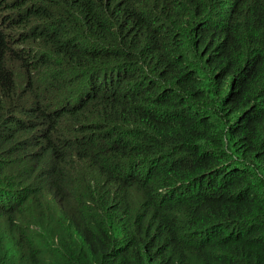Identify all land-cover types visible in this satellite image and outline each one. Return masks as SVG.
Returning a JSON list of instances; mask_svg holds the SVG:
<instances>
[{
  "label": "trees",
  "instance_id": "1",
  "mask_svg": "<svg viewBox=\"0 0 264 264\" xmlns=\"http://www.w3.org/2000/svg\"><path fill=\"white\" fill-rule=\"evenodd\" d=\"M18 2L28 71L0 88L52 130L24 156L7 138L0 216L30 190L29 220L57 223L30 264H264V0Z\"/></svg>",
  "mask_w": 264,
  "mask_h": 264
},
{
  "label": "clouds",
  "instance_id": "2",
  "mask_svg": "<svg viewBox=\"0 0 264 264\" xmlns=\"http://www.w3.org/2000/svg\"><path fill=\"white\" fill-rule=\"evenodd\" d=\"M24 14L25 12L20 10L18 0H0V32L4 40L3 50L0 52V70L5 69L6 72L14 71L13 78L22 76L28 71V64L25 58L11 51L7 46V35L9 33H13L15 36L25 33L24 29H19L17 31L14 29V26L20 22ZM29 49L40 51L36 41H31L29 43ZM50 69L61 74H66L67 77L71 76V73L63 67L59 69ZM69 86H76L77 88L85 87L82 78L73 80ZM14 87H16V93H14L13 90H4L0 88V120L4 117V121L7 125L13 126V123L20 122L28 124L31 129L29 131H22L25 127L24 125L14 130L10 128L2 129L0 131V153L2 154L9 150L6 144L7 138L16 134L18 138L12 143V151L17 155L24 156L32 151L33 148L36 150L44 148V146L49 143L48 136L52 129L48 123L39 117L38 111L41 105L37 101L35 94L24 86L14 85ZM32 110V114L29 115ZM46 112L50 113L47 110ZM110 149H113V144ZM47 153L49 159H51L52 151H48ZM3 157H5L4 154ZM5 162L8 163V161ZM9 170L10 166L4 169L5 172ZM10 192L17 194L16 200L18 203L25 202V204H18L11 208V213L0 216V231H8L10 229L14 233L18 232L20 236L28 235L27 229L30 228V226L27 225L24 227L22 224L29 221L27 209L30 205L27 203V194H32V192L30 190L25 191L16 189ZM38 205L40 204L38 203ZM13 215L16 216L15 219L12 218Z\"/></svg>",
  "mask_w": 264,
  "mask_h": 264
},
{
  "label": "rangeland",
  "instance_id": "3",
  "mask_svg": "<svg viewBox=\"0 0 264 264\" xmlns=\"http://www.w3.org/2000/svg\"><path fill=\"white\" fill-rule=\"evenodd\" d=\"M193 59H196L192 53ZM27 203L31 206L33 202V194H27ZM42 201L46 202V198L42 197ZM37 205L38 203L35 202ZM38 209L43 213L44 217H49L53 219L51 212L42 207L41 205ZM57 223L51 222L44 224V228L40 229L41 223L33 222L29 220L22 225L25 227L30 226L28 231L29 235L20 236L18 232H12L10 229L8 231H0V264H30V254L33 253L34 244L40 245L43 249V259H48L54 255L56 248L52 241V231L57 229ZM64 224H68L64 221ZM38 225V227H37ZM30 236L32 237L30 239Z\"/></svg>",
  "mask_w": 264,
  "mask_h": 264
}]
</instances>
